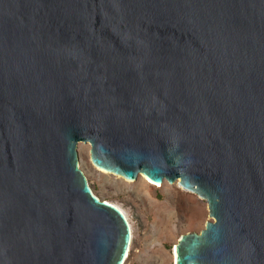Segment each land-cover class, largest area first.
Listing matches in <instances>:
<instances>
[{
  "label": "water",
  "instance_id": "obj_1",
  "mask_svg": "<svg viewBox=\"0 0 264 264\" xmlns=\"http://www.w3.org/2000/svg\"><path fill=\"white\" fill-rule=\"evenodd\" d=\"M206 200L175 264H264V0H0V264H124L79 167Z\"/></svg>",
  "mask_w": 264,
  "mask_h": 264
},
{
  "label": "rangeland",
  "instance_id": "obj_2",
  "mask_svg": "<svg viewBox=\"0 0 264 264\" xmlns=\"http://www.w3.org/2000/svg\"><path fill=\"white\" fill-rule=\"evenodd\" d=\"M90 149L89 143L78 144L80 169L101 200L122 209L132 229L124 264H175L174 246L180 236L200 233L213 220L206 200L184 191L177 182L165 181L158 187L143 174L131 181L102 170L93 164Z\"/></svg>",
  "mask_w": 264,
  "mask_h": 264
},
{
  "label": "bare ground",
  "instance_id": "obj_3",
  "mask_svg": "<svg viewBox=\"0 0 264 264\" xmlns=\"http://www.w3.org/2000/svg\"><path fill=\"white\" fill-rule=\"evenodd\" d=\"M97 167V166H96ZM99 168V167H98ZM103 170V169H102ZM146 177V176H145ZM147 180L149 181V183H151V184H154L155 186H158V187H160V184H157V183H154V182H151L148 178H147ZM178 183V182H177ZM163 184V183H162ZM179 185V184H178ZM154 186V187H155ZM163 186V185H162ZM161 186V187H162ZM180 186V185H179ZM184 191H187V190H185L182 186H180ZM189 192V191H188ZM192 193V192H191ZM122 210V209H121ZM174 261H175V253H174Z\"/></svg>",
  "mask_w": 264,
  "mask_h": 264
}]
</instances>
